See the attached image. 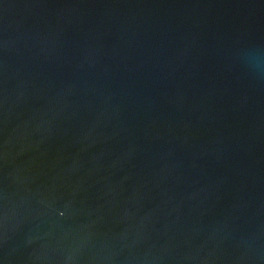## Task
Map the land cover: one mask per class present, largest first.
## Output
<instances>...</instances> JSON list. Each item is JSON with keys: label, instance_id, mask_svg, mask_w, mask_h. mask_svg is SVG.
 <instances>
[{"label": "water", "instance_id": "1", "mask_svg": "<svg viewBox=\"0 0 264 264\" xmlns=\"http://www.w3.org/2000/svg\"><path fill=\"white\" fill-rule=\"evenodd\" d=\"M0 264H264V0H0Z\"/></svg>", "mask_w": 264, "mask_h": 264}]
</instances>
